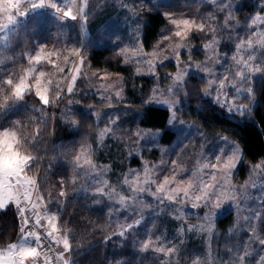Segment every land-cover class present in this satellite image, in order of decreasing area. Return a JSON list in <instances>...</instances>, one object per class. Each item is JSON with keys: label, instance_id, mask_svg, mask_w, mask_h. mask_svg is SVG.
<instances>
[{"label": "snow or ice", "instance_id": "6c2138e0", "mask_svg": "<svg viewBox=\"0 0 264 264\" xmlns=\"http://www.w3.org/2000/svg\"><path fill=\"white\" fill-rule=\"evenodd\" d=\"M221 12L227 9L223 17V30H231L233 25V15L230 2L224 0H209ZM128 8V4L122 5ZM88 0H0V51H6L11 47V41L18 33L20 27L25 22L35 20L37 24H43L45 18L49 15L58 21L80 20L84 23L88 19ZM130 12L135 13L136 9L129 8ZM164 18L172 25V30L168 34L161 36L160 40L154 46L151 53L145 52L142 42L137 46L129 48L127 46L120 48V54L124 57V63H140L137 53L143 56L157 58L161 53H167L171 50L172 56L165 54L159 60L162 64L165 60L174 58L177 71L175 74H169L171 84L167 90L154 88L149 102H155L162 105L168 112L169 125H175L177 122L183 124L184 121L177 120L179 96L183 93L187 96L190 73L193 69L191 62V49L187 45L192 42L194 32L203 33L209 37L203 44L206 60L203 65L195 64V70L204 73L201 77L204 87L202 93L204 96L212 97L213 101L228 112H235L241 116L245 113L251 114L255 101V92L251 85L253 76L256 73L264 75V59L258 58L257 52L264 57V30H254L246 38H238L231 60L233 67L226 69L223 73L209 67V63L220 64V54L218 46L220 39L217 37L218 18L209 14L205 17H177L173 13L165 12ZM264 24V17L257 16L251 20L248 27L257 24ZM175 38V40H173ZM168 41L165 47L161 45ZM46 43H38L36 48L31 51H25L20 57V72L17 74L14 70L9 72L4 67L6 61L14 65L17 56L13 53L4 57L0 55V211L7 212L10 207L15 208V218L18 225V231L15 240L0 245V264H75L71 259L73 254L72 232L68 223L62 222L61 217L66 210L65 201L67 191L63 178L58 180L59 191L55 194L48 191L45 193L40 187V167L45 157L38 151L40 144V124H46L45 113L47 108L52 105L59 106L65 98L72 97L77 92V81L87 79L84 72L87 60V54L83 44L79 46L71 45L70 41L65 42L63 49H57L55 45L51 50ZM189 53L188 63L182 62V50ZM63 57V63L60 58ZM71 58V59H70ZM148 64V74L156 76L157 64L153 59L144 61ZM51 68L56 71H46L45 68ZM90 67V66H88ZM67 73L65 74V69ZM136 74H141V69H136ZM98 80H105L111 75L93 73ZM158 79V78H157ZM62 82H66L64 87ZM229 89L231 91H229ZM103 90L100 99L107 101V107H113L117 101L123 100V83L117 85L116 82L109 84H100L97 91ZM114 90L111 94L105 96L104 92ZM34 96L40 108H34L33 112L40 114L39 117H32L36 121L32 132L22 131L28 126L20 119H11L13 114L18 113L21 108V102L26 97ZM244 96L248 104H240L238 100ZM231 97V98H230ZM176 98V99H173ZM72 99H68V105L71 106ZM76 104L86 103L80 99ZM71 112V108H69ZM79 115L83 119H90L92 116L99 122L100 113L93 111V105H87L85 112L72 113L75 117ZM67 123L73 127H78L79 122L75 118H64ZM119 117H110L108 123L98 131L97 141L103 145L108 136H115L113 125L117 124ZM139 140L144 139L143 130L137 129L130 134ZM153 136L155 134H152ZM227 141V137H221ZM140 153L137 151L136 153ZM175 155V153L173 154ZM242 157L241 149L238 145H233L228 153H225L223 146L218 153L210 160L201 157L196 160V165L192 170H188L179 162L178 159H171L167 162L161 161L160 165H149L144 162V170L141 174L136 170L129 172L122 177V183L130 191L125 194L123 191L117 192L114 186L109 185L107 180H103L92 191L93 196L106 197L108 200L115 199V202L122 208H127L129 203H135L142 198V194L147 193L156 199L160 204L168 201L170 204L191 203L193 208H201L203 220L205 223L200 225H189L187 231H197L209 233V240L214 228V222L220 215L216 209L221 208L225 202L231 201L228 208L224 211L234 210L237 214L236 227H241L239 221L245 222L247 240L238 245L227 247L230 253V259L221 264H264V255L258 259L253 258L254 248L252 243H258L261 250L264 251V221L259 210L252 215L246 213L252 212L250 207H246V201L250 198L247 192L248 182L246 181L240 187L232 183L233 170L236 168ZM215 162H212V161ZM167 163V167H165ZM73 169H84L96 173L98 165L93 160V148L91 144L86 147L81 146L78 152L72 156ZM50 165L48 166L50 170ZM105 170H110V165L102 166ZM205 169L208 171L205 172ZM255 170L264 172V161L253 166ZM32 173V175H30ZM85 173V174H86ZM186 173V175H182ZM97 175L99 173H96ZM78 176L73 175L71 183L75 185ZM255 187V183L252 184ZM107 189V190H106ZM63 198V199H61ZM95 203L101 201L96 199ZM264 204V199L261 200ZM49 205H54L53 211ZM180 214L175 219H183L185 213L182 208H177ZM261 222L259 230L251 221ZM142 217L134 219L130 223L117 225L121 230L114 232L113 235L125 237L127 232L140 226ZM180 234L185 231L184 227L179 230ZM234 232V230H232ZM2 234V233H0ZM108 236L107 239H110ZM62 248L61 251L56 249ZM152 252L158 254L159 264H179V249L176 244L171 242H162L161 236L153 238L148 233L146 238L139 244V251ZM122 264V262H118ZM192 264H215L211 255V246L207 258L199 255L195 256Z\"/></svg>", "mask_w": 264, "mask_h": 264}, {"label": "rangeland", "instance_id": "374dc122", "mask_svg": "<svg viewBox=\"0 0 264 264\" xmlns=\"http://www.w3.org/2000/svg\"><path fill=\"white\" fill-rule=\"evenodd\" d=\"M161 1L162 0H88V19L86 23L80 20H65L61 22L49 15L45 18L43 24H37L35 20L31 22L36 25V30L33 29V37H29L27 35V26L25 27L26 24L24 23L21 25L22 28L20 27L21 32L18 31L16 36L12 39L11 47L6 51H2L4 57L15 53L17 61L14 65L7 61V66L4 67H7L9 72L14 70L17 74H19L21 64L19 57L25 51L34 50L38 43L48 44V50H51L53 45H55L57 49H63L65 47V42L69 41L70 46H79L82 43L87 54L86 64L90 66H86L84 69L88 78L79 79L77 81V92L72 97L65 98L63 103H60L58 107L52 105L47 108L45 113L47 123L43 128L41 126L40 130L43 132H50L49 148L51 149L54 143L60 138L61 131L64 129H68V131L71 130L73 133L77 131L78 127H73L70 123H67L64 118H75L80 124V120L72 116V113H76L77 109L80 108V105H84L85 110L87 109V105H93V111L100 113L98 123L97 118L94 116L96 125L98 126L97 130L94 132L96 133V137L98 131L108 123L110 117L114 118L118 116L119 119L117 124L112 126L116 135L106 137L103 145H100L96 138L92 139L90 137H84V134L82 139L74 142L77 144L78 151L81 146L86 147L88 144L92 145L93 160L98 165L96 173L99 174L97 175L96 173L87 171V181L83 184H80L78 179L77 183L73 185L71 183L73 176L70 177V180L65 179L66 191L69 192V194L70 192H73L72 195L76 196L74 192L75 188L78 197L91 196L93 197V202L96 199H99L101 201L100 203L105 202L108 210V220L111 225L109 231V235L111 236L110 239L112 241H116L115 245L120 247L119 249H123L127 241L132 239L134 240V255L131 258L127 257L126 259L120 261L122 264H159L158 254L152 252L151 249L147 252L139 251V244L146 238L148 233H151L153 238L161 236L162 242H171L176 244L179 249V264H192L193 258L197 255L202 258H207L209 244L211 246L212 259L215 261V264H221V262H227L230 259L231 254L227 252V247L238 245L242 241L247 240V226L245 225V222L241 219L239 221L241 227L237 228L236 212L234 210H229L228 212L224 211L225 208H228L231 201L225 202L221 208L216 209L220 215L214 222L211 239L209 240V233L207 231H187V227L189 225H200L205 223L203 220V212L205 210L201 208H193L191 203L170 204L168 201H165L163 204H160L151 195L144 193L142 194V198L140 200L135 203L130 202L125 209L117 204L115 199L108 200L106 197H97L92 195L94 188L98 186V184L102 183L103 180H107L109 185L116 188L117 192L123 191L125 194H128L130 190L122 183L123 175L127 174L130 169L136 170L142 174L145 161L149 165H160L162 160L167 162L171 159H178L179 162L190 171L195 167L196 160L201 157V153L204 154L205 158L211 160L222 146L224 152L228 153L229 149L233 147V145H238L241 149L242 157L239 163H237L236 168L233 170L232 183L235 186L240 187L246 181L248 182L247 192L250 198L246 201L245 206L250 207L252 212L246 214L252 215L256 210L264 213V204L261 203V200L264 199V172L255 170L254 174L253 166L256 165L254 164L249 167L245 180L237 179V174L243 163L244 157V151L240 144L225 134L206 133L198 122L188 120L185 117V112H187L191 101H194L195 94L202 99H208L214 105H217L213 101L212 97L203 95L202 89L204 84L202 83L201 77L204 76V73L195 70L194 67L196 63H201L203 65L206 60L207 54L204 51L203 44L209 37H206L203 33L194 32L192 34V42L187 45V48L191 49V62L193 69L190 73V78L187 80L189 94L184 96L183 93H181L179 96L180 103L178 104L179 111L177 112V120H182L184 123L181 124L177 122L175 125H169L178 133L175 143L171 146H164L160 144L161 132L151 129H143L137 126V124L132 125L129 122V119L138 111L140 112L142 107L134 106L131 100L127 97L128 78L122 74L113 73L108 69H94L88 61L90 48L95 45L94 41L91 39L94 38L96 34H100V39L95 47L109 49L111 53L115 52L116 55L121 57L124 63V57L120 54V48L125 46L132 48L137 46L138 42H142L143 44V29L145 24L144 17L147 13L153 10L158 9L163 14L165 12L173 13L177 17L200 16L206 18L211 13L218 18L216 35L220 39L218 51L221 63H209L208 66L215 69L217 73H223L226 69L233 67L231 56L234 52L236 40L238 38H246L254 30H264V24H260L259 21L256 25L248 27L253 18L257 16L264 17V0H247L250 4L254 5L256 10L253 13L245 15L243 18L239 17L238 13L240 12L244 0H224L226 3L230 2L231 5V12L233 15V20L231 21L233 28L231 30L222 29L223 17L226 14L227 9L221 12L215 5L210 3L209 0H201V6L204 4V1L206 2V5H212V7H205V9L209 8V10L204 15L186 13L179 14L180 10L179 12L168 11L165 10L164 7H161ZM124 3H127L129 7H123L122 5ZM129 8L136 9L135 13L130 12ZM171 30L172 25L168 23L167 27L160 33L154 46L160 40L162 35L170 33ZM27 37L31 38V40L33 39V41H31V45L29 44V39ZM173 40H175V38H173ZM168 43V41H165L161 47H165ZM154 46L149 51L145 50L144 45L143 48L145 52L151 53L154 50ZM182 52L183 55L181 59L182 62L186 64L189 61V53L186 49L182 50ZM165 54L170 57L172 56L170 49L167 53H161V55L157 58L146 57L141 53H137V56H139L141 61L140 63H124L131 70L134 75L133 77L145 76L150 78L151 83L148 84H151V87L146 95L144 106L155 105L163 107L154 101L149 102V99L152 96L154 88L166 91L168 86L171 84V77L169 74H175L177 71L174 58L165 60L162 64L159 63V60L162 59ZM257 56L258 58L264 59V57H261L260 52H257ZM147 59H153V63L158 65L156 67V76L148 74V64L144 62ZM60 63H63V57L60 58ZM137 68L141 69V74L139 75L136 74ZM45 70L49 72L56 71L47 67ZM105 72L118 75H111L103 81L96 79L93 75V73L102 75ZM66 73L67 68L65 69V74ZM113 82H116L117 85L121 82L123 83V100L117 101L113 107H107V101L100 99V94L103 90L97 91V89L102 83L109 84ZM262 82H264V75L256 73L253 76V82L251 85H248L252 87L255 92L254 105H250V107L254 108L258 104V84ZM65 85L66 82H62L61 86L64 87ZM113 91L114 90H109V92H104L103 94L107 96ZM229 91L231 90L229 89ZM140 93H142V91ZM26 98L29 100L21 102L22 106L20 110L18 113L13 114L11 119H20L22 123L28 126L26 129H22V131L30 133L36 123V121H33L31 118L34 116H40L39 113L33 112V109L40 108L41 105L37 103L38 101L34 96H28ZM68 99L73 100L71 106L68 105ZM77 99L85 101L86 103L76 104L75 101ZM238 103L248 104V100L244 96H241ZM69 108H71V112L69 111ZM224 110L232 116L237 115L238 117H243L249 115L245 113L241 116L235 112L230 113L226 109ZM25 111H27V114L30 116H25L23 114ZM0 123H3V121H0ZM45 127H47L46 130H44ZM137 129L143 130L145 133L149 134L145 135L144 139L139 140V143L136 142L137 137L130 135ZM152 134L155 135L153 136ZM221 137H227V141L221 139ZM137 151L140 153L139 155L136 154ZM174 153L175 155H173ZM133 158H139L141 160V165L132 166L131 162ZM212 162L215 161L213 160ZM43 165L44 162L41 164L42 168ZM105 165H110V170H105L102 167ZM69 166L72 167V159L70 160ZM164 166L167 167V163H165ZM85 168L87 169V166H85ZM207 171L208 170L205 169V172ZM182 175H186V173H182ZM253 183H255V187H252ZM59 190V187H56V193ZM55 199L56 196L54 195L53 200ZM177 208L183 209V212L185 213L183 219L174 218L180 214L176 211ZM141 217L142 222L140 226L134 228L130 232H127L125 237L113 235L114 232L121 230L117 227L118 224L123 225L125 223H130L134 219ZM226 217H231V220L228 226L222 229L219 221L220 219ZM261 220L264 221V215H262ZM251 223L256 225L258 230L261 227V222L253 220ZM181 227L185 228L183 234H180L178 231ZM232 230H234V232ZM250 246L254 248V259H258L260 255H264V251L261 250V246L258 243H252Z\"/></svg>", "mask_w": 264, "mask_h": 264}, {"label": "trees", "instance_id": "16d2710c", "mask_svg": "<svg viewBox=\"0 0 264 264\" xmlns=\"http://www.w3.org/2000/svg\"><path fill=\"white\" fill-rule=\"evenodd\" d=\"M161 2V7H164L165 10L174 12H179L180 10L179 14L204 15L209 10V8L205 9L208 6L205 1L201 6V0H162ZM208 7H212V5L210 4ZM255 10L256 8L253 4L244 0L238 14L239 17L243 18L245 15L255 12ZM144 19L143 45L145 50L149 51L153 48L162 30L167 27L168 22L164 18L163 13L158 9L147 13ZM32 21L25 22L29 37H33V29L36 30V25L31 23ZM19 32H21L20 29ZM28 39L31 45L33 39ZM99 39L100 34H96L91 40L97 45ZM95 45L91 46L88 59L92 68L108 69L113 73H119L128 78L127 97L134 106L142 107V110L133 115L129 119V122L132 125L137 124V126L143 129L161 132L160 144L164 146L173 145L178 137V133L169 126V112L160 106H144L146 95L151 87V84H148L151 83L150 78L145 76L133 77L134 75L131 70L123 63L120 56L116 55L115 52L111 53L109 49L98 48ZM0 55L3 56L2 51H0ZM4 66H7V61ZM258 86V104L248 116L238 117L237 115H229L221 107L214 105L208 99H202L197 94L194 95V101H191L187 112H185L186 119L198 122L206 133L225 134L240 144L244 151L243 163L237 174V179L240 180L246 179L251 165L264 160V82L259 83ZM141 91L142 93H140ZM25 100L29 99L26 98ZM79 107L76 113L86 111L84 105H80ZM23 114L30 116L27 114V111ZM75 117L81 122L77 131L74 133L71 130L68 131V129L61 131L60 138L51 149L49 148L50 132L40 131V144L37 147L38 151L45 157V160L42 161L44 162L43 168L41 166L39 169L41 173L40 187L45 193L51 191L53 196L56 194V187H59L57 182L61 178L64 179L65 184V179L70 180V177L73 175L79 177L80 184L87 181L86 168L73 169V166L70 167L69 163L72 156L78 151L77 144L74 142L82 139L83 134L86 138L95 139L96 133L94 132L98 126L96 125L94 116L90 119H83L79 115ZM45 125L40 124V127L42 126L43 128ZM131 164L132 166H140L141 160L133 158ZM49 165L51 166L50 170L48 168ZM74 192L76 196L72 195L73 192H70V194L67 192V199L65 201L66 210L61 220L62 222L66 221L72 229L70 233L73 244L71 259L75 261V264H118V262L127 257L131 258L135 250L133 239L127 241L123 249H119L120 247L115 245L116 241L107 239L110 236L111 225L108 220V210L105 202L96 204L93 202V197H78L75 188ZM49 207L53 211L56 210L54 205H49ZM230 220L231 217L220 219V227L222 229L226 228ZM17 231L18 225L15 218V208L10 207L7 212L0 211V233H2L0 234V245L15 240Z\"/></svg>", "mask_w": 264, "mask_h": 264}, {"label": "built area", "instance_id": "2783aa9c", "mask_svg": "<svg viewBox=\"0 0 264 264\" xmlns=\"http://www.w3.org/2000/svg\"><path fill=\"white\" fill-rule=\"evenodd\" d=\"M56 251H61V250H60V248H58V249H56ZM58 264H59V262H58Z\"/></svg>", "mask_w": 264, "mask_h": 264}]
</instances>
